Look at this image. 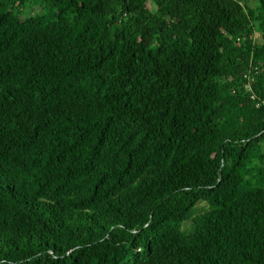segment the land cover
<instances>
[{
  "label": "trees",
  "instance_id": "trees-1",
  "mask_svg": "<svg viewBox=\"0 0 264 264\" xmlns=\"http://www.w3.org/2000/svg\"><path fill=\"white\" fill-rule=\"evenodd\" d=\"M251 1L0 0V264H264Z\"/></svg>",
  "mask_w": 264,
  "mask_h": 264
},
{
  "label": "built area",
  "instance_id": "built-area-1",
  "mask_svg": "<svg viewBox=\"0 0 264 264\" xmlns=\"http://www.w3.org/2000/svg\"><path fill=\"white\" fill-rule=\"evenodd\" d=\"M256 75V68L251 67L250 71L244 76L245 79V85L244 88L246 92L250 94V98L252 100L255 99V96L252 93V85L254 83V77Z\"/></svg>",
  "mask_w": 264,
  "mask_h": 264
},
{
  "label": "rangeland",
  "instance_id": "rangeland-1",
  "mask_svg": "<svg viewBox=\"0 0 264 264\" xmlns=\"http://www.w3.org/2000/svg\"><path fill=\"white\" fill-rule=\"evenodd\" d=\"M251 2L253 3V0Z\"/></svg>",
  "mask_w": 264,
  "mask_h": 264
}]
</instances>
